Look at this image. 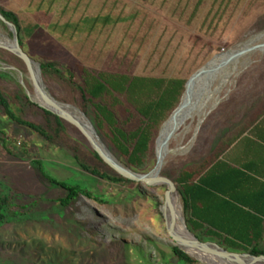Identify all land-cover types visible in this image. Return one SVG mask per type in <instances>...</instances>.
Returning <instances> with one entry per match:
<instances>
[{
	"label": "rangeland",
	"instance_id": "obj_1",
	"mask_svg": "<svg viewBox=\"0 0 264 264\" xmlns=\"http://www.w3.org/2000/svg\"><path fill=\"white\" fill-rule=\"evenodd\" d=\"M0 8L18 17L23 28L18 39L35 61H55L64 74L66 68L72 69L78 85V65L93 71L189 79L203 65L207 67L230 49L236 51L243 45V52L229 57L225 66L203 79L191 103L189 90L181 110L178 107L159 129L156 154L145 171L133 170L151 171L166 135L171 133L166 149L169 153L159 173L173 182L172 177L198 157L202 136L213 116L246 87L255 86L264 66V48L253 50L249 45L264 44V0H0ZM103 15L109 17L107 24L97 22L89 27L87 18ZM34 24L47 33L51 48L43 49L32 42L27 27ZM5 38L11 39L12 33L0 20V40ZM0 63L20 69L26 87L33 92L19 57L0 48ZM0 71L11 76L0 82L20 109V116L45 122L39 109L16 99L19 88L25 93L17 73L3 69L1 64ZM41 79L51 96L80 109L66 74L61 78L42 71ZM89 113L85 115L92 122L90 109ZM65 134L69 140L81 141L71 126H65ZM4 137L6 144L0 141V179L17 202L37 199L32 214L41 217L0 226V264H185L177 262L172 252L175 243L159 209L166 185L139 182L126 187L96 178L78 165L65 143L48 142L0 110V138ZM33 160L59 179L87 185L106 201L80 196L66 207L59 206L57 200L65 191L43 178ZM179 202L188 228L181 195ZM204 240L219 244L215 238ZM260 246L264 248V241Z\"/></svg>",
	"mask_w": 264,
	"mask_h": 264
},
{
	"label": "trees",
	"instance_id": "obj_2",
	"mask_svg": "<svg viewBox=\"0 0 264 264\" xmlns=\"http://www.w3.org/2000/svg\"><path fill=\"white\" fill-rule=\"evenodd\" d=\"M0 12L14 24L20 37L23 28L16 14L3 8H0ZM87 22L89 27L97 22L105 25L109 22V17L95 16L87 18ZM27 31L35 45L43 49L52 47V43L46 41L47 33L38 25H30ZM19 43L22 46L20 38ZM41 69L45 74L51 73L61 78L66 74L67 81L75 92V103L88 116L90 109L91 120L111 151L124 165L141 172L145 171L148 161L154 153L156 154L155 143L159 129L179 105L188 81L187 78L181 77L93 71L78 65L77 72L81 82L78 85L73 81V70L66 68L67 73L64 74L55 61L42 62ZM5 77L11 76L0 71V81ZM192 82L193 80L190 84ZM15 97L26 105L39 109L45 117V122L35 123L23 119L19 113L20 109L10 101L0 82V110L8 119L31 128L48 142L65 143L78 165L96 178L126 187L139 183L118 174L90 147L76 127L31 102L21 88ZM66 125L76 130L81 141L68 139L65 134ZM63 135L69 141H66ZM0 141L2 145L6 144L5 137L0 138ZM32 163L52 186L65 191V195L57 200L59 206L66 207L80 196L100 202L106 201L102 195L93 192L87 185L59 179L46 172L40 161L33 160ZM172 179L181 195L188 228L196 237L200 240L215 238L220 245L233 251L264 255V248L260 246L264 241V200L259 198L262 194L255 191L243 193L239 186L240 180L250 179L249 175L231 167L223 160L213 163L211 159H205L200 164L184 166ZM224 182L229 185L227 189L221 187ZM37 202V199L26 203L17 202L9 187L0 179V226L13 220L40 218L41 216L32 214ZM172 252L177 262L185 264L197 262L176 245L172 247Z\"/></svg>",
	"mask_w": 264,
	"mask_h": 264
},
{
	"label": "water",
	"instance_id": "obj_3",
	"mask_svg": "<svg viewBox=\"0 0 264 264\" xmlns=\"http://www.w3.org/2000/svg\"><path fill=\"white\" fill-rule=\"evenodd\" d=\"M0 20L10 29L12 33L11 39L5 38L7 41L5 42L0 41V48L10 51L24 62L30 76L33 92H30L29 89L26 87V84L23 79V72L20 69L8 65L6 63H0V64L3 67V69L17 73L19 83L23 86L24 91L30 100L38 104L39 107L50 111L51 113L61 117L68 123L74 125L84 135L90 147L100 156V158L121 176L136 182L145 183L149 186L163 184L168 187L164 192V200L163 203L160 205L159 209L164 218V223L167 233L169 234L171 239L174 241L175 245L180 250H182L183 252H185L186 254L195 258L198 261L201 260L197 257L192 256L190 252L206 254L208 256L218 258L219 260L223 261L225 264H264V255H253L249 252L233 251L230 249H226L225 247L221 246L215 241L200 240L187 228V226H186L187 234L178 231L174 226V215L171 211L172 195L174 193H177L178 196L180 195V192L176 187V184L170 178L161 175V173L152 174V171L147 173H137L131 170L130 168L123 166L118 160L113 158L104 148V145L106 147L107 145L100 138L95 127L93 126L90 119L85 115V113L81 111L78 107L72 104L60 102L49 94L41 79V75H42L41 64L35 61L22 48V46L19 43L18 34L14 24L8 21L1 12H0ZM259 47H262V45H257L255 48H259ZM205 67L206 64L203 65L201 68H199L197 71H195L189 77L186 83V89L181 97L179 105L176 108L180 107L183 104V97L189 92L190 82L193 79L197 78L201 73H203ZM35 92L38 93L39 96L41 97L42 103L36 102L33 99V94ZM63 106L75 108L78 110L79 113H81L83 117L89 119V122L93 127L94 137L87 132V130L84 127V124ZM171 136L172 134L169 133L163 142L166 147L168 145V141ZM156 157H157L156 164H158L160 157L158 154Z\"/></svg>",
	"mask_w": 264,
	"mask_h": 264
},
{
	"label": "crops",
	"instance_id": "obj_4",
	"mask_svg": "<svg viewBox=\"0 0 264 264\" xmlns=\"http://www.w3.org/2000/svg\"><path fill=\"white\" fill-rule=\"evenodd\" d=\"M201 140L202 148L192 165L205 159L213 163L223 160L250 176L247 181L240 180V191H255L264 200V66L255 86L246 87L213 116ZM221 187L229 185L224 182Z\"/></svg>",
	"mask_w": 264,
	"mask_h": 264
},
{
	"label": "bare ground",
	"instance_id": "obj_5",
	"mask_svg": "<svg viewBox=\"0 0 264 264\" xmlns=\"http://www.w3.org/2000/svg\"><path fill=\"white\" fill-rule=\"evenodd\" d=\"M258 38V37H257ZM0 41H7L6 39H2ZM255 43V42H254ZM254 43H250L249 45L252 46V49L255 50V47L257 45H253ZM259 45H262V47H259L257 49H260V48H264V44H259ZM243 45L242 46H239L237 48H235L236 51H231V49L225 54V55L217 62L215 63H212L210 64L209 66L205 67V70L203 71V73H201L197 78H195L193 80V82L189 85V90H190V103L193 102L196 98H197V88L199 86V84L203 81V79L207 76H209L211 73L213 72H216L218 71L219 69H221L223 66H225L226 62L228 61V58L230 57H234L237 52H243L241 51L243 48ZM236 57H240L239 55H237ZM237 58V59H238ZM212 80V79H211ZM214 80V79H213ZM212 83V82H211ZM36 99H35V98ZM201 97V96H200ZM33 99L36 101V102H39V103H42V100H41V97L39 96L38 93H34L33 94ZM64 108H66L68 111H70L75 117H77L83 124H84V127L85 129L87 130V132L89 134H91L93 137H94V131H93V127L91 125V123L89 122V119L83 117L81 115V113L78 112L77 109L75 108H72V107H68V106H63ZM196 108V107H195ZM177 109V108H175ZM174 109V111H175ZM202 109V108H201ZM173 111V112H174ZM172 112V113H173ZM172 113L170 114V116L172 115ZM170 116L166 119V121L170 118ZM200 116V114H199ZM165 121V122H166ZM164 122V123H165ZM163 123V124H164ZM162 124V125H163ZM169 133V132H168ZM167 133V134H168ZM167 136V135H166ZM166 138V137H165ZM104 148L107 150V152L113 157L115 158L116 160L119 161V159L113 154V152L108 149L105 145H104ZM167 147L164 146L163 147V150H161L159 152V157H160V160H159V163L156 164L153 169L151 170L152 171V174H160L159 171L160 169L162 168L164 162H165V158L167 156V154L169 153V150H166ZM174 151V150H173ZM120 162V161H119ZM123 166L127 167L126 165H124L122 162H120ZM166 163V162H165ZM129 168V167H127ZM150 172V171H149ZM171 211L174 215V226L175 228L182 232V233H185L187 234V229H186V223H185V220L183 218V213H182V206L179 202V196L177 193H174L172 195V199H171ZM190 254L194 257H197L199 258L203 263H206V264H225L223 261L219 260L218 258H215V257H212V256H208L206 254H201V253H196V252H190Z\"/></svg>",
	"mask_w": 264,
	"mask_h": 264
}]
</instances>
